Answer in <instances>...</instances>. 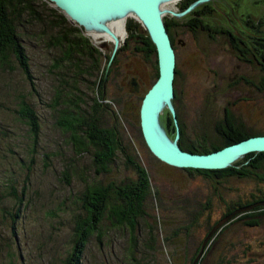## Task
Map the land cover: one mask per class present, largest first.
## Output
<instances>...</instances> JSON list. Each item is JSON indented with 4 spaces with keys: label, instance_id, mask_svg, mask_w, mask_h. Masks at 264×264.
I'll return each mask as SVG.
<instances>
[{
    "label": "rangeland",
    "instance_id": "obj_1",
    "mask_svg": "<svg viewBox=\"0 0 264 264\" xmlns=\"http://www.w3.org/2000/svg\"><path fill=\"white\" fill-rule=\"evenodd\" d=\"M177 5V1L168 3L164 10L171 11ZM258 5L264 18V0H258ZM46 7L54 8L52 4ZM239 7L240 13L252 9L250 0H239ZM40 10L45 11V8ZM164 17H169L168 12ZM124 21L135 20L129 16ZM22 28L36 92H30L20 70L15 68V62H11L15 70L0 67V264L10 261L15 264H63L71 239L69 220L76 212V206L71 204L74 195L81 193L90 183L123 184L135 174L120 153L108 165L107 173L96 174L89 157H78L67 145V137L55 127L54 116L47 106L52 96L50 61L57 58L58 53L42 46L40 26L25 24ZM140 30L145 32L141 24ZM83 33L102 50L104 65L105 55L110 56L114 49L113 37L96 39L95 33L86 34L85 30ZM125 35V38L118 37L116 60L105 85L106 101L103 104L108 107L105 106L102 122L106 127L116 126L126 152L134 153L132 144L137 147V159L145 163L151 176L147 199L150 218L141 220L133 234L125 229L108 230L102 238V245L96 239H90L83 264H189L199 247L184 246V235L188 234V231L182 232L186 215L175 210L176 197L188 190L192 177L197 179L207 175L167 166L147 150L139 129L138 110L141 98L155 81L157 59L156 55L147 59L134 52L132 47L124 48L126 30ZM179 35L188 46L177 50L176 95L171 103L184 132L183 141L221 146L223 139L216 126L225 125V109L231 110L235 128L246 133H264V91L257 88L263 76L260 67L239 68L237 58L226 49L222 40L210 42L200 38L195 45L188 33L181 31ZM103 43H107L108 50L101 47ZM131 78L137 80L138 92H131L128 85ZM94 81L95 77L82 87L89 96ZM21 95L30 99L41 123L34 152L31 151L33 141L27 126L16 117ZM166 110L164 107L159 115L161 122ZM235 163H244L243 157L232 165ZM65 173L66 179H70L69 184ZM253 173L264 177V166L248 174L242 185L245 191L254 186ZM11 186L18 193L26 187L21 206L11 194ZM16 210L18 217L13 224L10 214ZM150 234L156 242L155 252L147 250ZM237 234L245 236L248 242L253 240L247 251L252 253V259L244 258L239 246L219 244L210 252L215 253L213 259L211 255L205 257L206 264H264V220L256 232L248 228L245 234L240 230ZM182 255L185 256L181 258ZM174 260L178 261L175 263Z\"/></svg>",
    "mask_w": 264,
    "mask_h": 264
},
{
    "label": "trees",
    "instance_id": "obj_2",
    "mask_svg": "<svg viewBox=\"0 0 264 264\" xmlns=\"http://www.w3.org/2000/svg\"><path fill=\"white\" fill-rule=\"evenodd\" d=\"M188 1L182 0L179 4L185 3L188 7ZM47 4L50 3L44 0H0V67L9 70H15V68L20 70L24 82L30 88V92H36L30 59L24 45V29L22 27L25 24L27 26H40L39 34H41L42 46L58 53V57L50 61L51 79L53 80L52 96L47 103L54 116L55 127L67 137V145L75 151L78 157L82 155L89 157L96 174L107 173L108 165L115 160L117 153L124 156L125 162L133 169L135 174L134 178L123 184H116L115 182H109L105 185L102 182V184L90 183L81 193L74 195L71 204L76 206V212L69 220L71 239L63 264H83L90 239H96L97 243L102 245V238L108 230L125 229L133 234L141 220L146 221L150 218L147 213V199L150 195L151 176L145 163L137 159L136 154L139 152L135 144H132L133 154L126 152L116 126L106 127L103 125L102 114L105 111V106L108 107L107 104H103L106 101L103 98V80L110 56L105 55V64L102 65L101 57L103 54L84 35V29L78 25L75 26V23V25L71 24L62 12L56 8L46 7ZM40 8H45V11L40 10ZM163 22L167 33H169L172 27L170 19L163 17ZM125 30L127 38L123 45L124 48L132 47L134 52L143 54L147 59L152 55H156L154 44L147 32L140 30L139 23L128 21L125 24ZM234 48L238 49L239 46L236 45ZM260 58L259 67L263 76L257 88L264 91V41L261 43ZM115 60L114 57L108 71L107 81L112 73L111 66ZM12 61L15 62V68L11 65ZM176 75H178V71L175 68ZM94 77L95 81L92 82L93 87L89 96L82 90V87ZM157 77L158 68L156 66L155 81ZM175 95L174 90V97ZM139 111L140 107L138 120ZM15 112L16 117L22 120L28 128V133L33 141L31 151L34 152V147L41 132L39 116L30 99L26 100L22 95L19 98ZM175 116L179 129L177 145L188 153L209 154L249 137L264 136V133H246L235 128L231 110L225 109V125L216 126V129L221 133L224 131L225 134V128L231 129V131L233 129L235 136L224 139L220 135L223 139L221 146H209L201 141L191 142L188 145L187 142L183 141L184 132L176 113ZM161 117L163 122L159 120L160 125L163 126L166 135L173 140L176 133L173 117L168 110ZM243 160L244 163H235V165L223 170L187 169L185 171L202 173L207 176L240 174L242 169L243 174L252 173L261 169L264 163V153H250L245 155ZM64 177L66 179V173ZM66 181L68 184L70 183V179H66ZM25 191L26 187H23L21 192L18 193L11 186V194L17 200L19 206L24 202ZM1 201L2 197L0 195V204ZM10 217L14 224L18 217V210L10 214ZM157 222V226H159L158 219ZM144 223L150 230L152 229L149 223ZM155 244V239L150 234L147 250L155 252ZM248 245L242 243L238 246L241 247L244 258L252 259V253H247ZM215 246L208 247L209 254L207 257L211 255L212 259L214 258L215 253L210 252ZM223 246L227 245L224 244ZM199 249L189 259V264H206V256L199 258L194 263ZM184 253L186 252L184 251ZM184 256L182 255L181 258ZM176 261L178 260H174L175 263ZM8 264L15 263L10 261Z\"/></svg>",
    "mask_w": 264,
    "mask_h": 264
},
{
    "label": "flooded vegetation",
    "instance_id": "obj_3",
    "mask_svg": "<svg viewBox=\"0 0 264 264\" xmlns=\"http://www.w3.org/2000/svg\"><path fill=\"white\" fill-rule=\"evenodd\" d=\"M196 1L189 0L188 7ZM179 2L177 7L171 10L176 14L188 8L185 3L179 4ZM250 2L252 9L248 8L242 13H240L239 0H208L184 16L176 17L169 14L168 19L172 27L168 37L175 58L178 48L184 49L188 46V42L179 35L184 31L190 35L195 45L200 38L210 42L222 40L227 46L226 49L237 58L239 68L259 67L261 43L264 41V18L258 0L257 4L255 0ZM236 45L239 46L238 49L234 48ZM244 79L247 83L246 78L243 77L242 80ZM225 129L226 134L224 131V133L220 132L224 139L235 136L233 129L232 131ZM243 173L242 169L240 174L206 176L197 179L192 177L190 180L192 185L183 195L176 197L175 210L186 215L183 218L186 219V224L182 232L188 231V234L184 235L186 241L184 246L194 245L199 248L204 246L201 257H207L210 246L252 244L253 240L248 242L245 236L237 233L240 230L245 234L248 228L256 232L264 220V204H262L264 177L253 173L251 179L254 186L249 191H245L242 186L243 181L251 172Z\"/></svg>",
    "mask_w": 264,
    "mask_h": 264
},
{
    "label": "water",
    "instance_id": "obj_4",
    "mask_svg": "<svg viewBox=\"0 0 264 264\" xmlns=\"http://www.w3.org/2000/svg\"><path fill=\"white\" fill-rule=\"evenodd\" d=\"M53 5L64 16L76 25L83 27L86 34L106 31L107 21L131 16L141 24L149 35L156 49L158 77L155 83L144 95L140 111V132L144 144L150 154L159 162L178 169L187 170H223L236 160L250 153H264V136H253L238 143L229 145L209 154H195L183 151L178 145L179 129L175 111L172 106L174 99L175 58L174 49L166 31L163 17L168 12L173 16H184L196 6L208 0H197L180 14L163 10L161 5L173 0H44ZM181 1V0H174ZM110 34V33H109ZM111 35V34H110ZM96 36V35H94ZM113 37V35H111ZM93 37V36H92ZM114 49L106 65L103 80V98L108 71L118 48L117 39L113 37ZM101 47L108 50L107 43ZM102 51L101 49H99ZM132 92H138V83L132 78L129 81ZM105 102V101H104ZM166 107L173 117L175 137L170 140L159 123V115ZM264 204V202H262ZM261 205V204H258ZM204 246L200 248L194 263L201 257Z\"/></svg>",
    "mask_w": 264,
    "mask_h": 264
},
{
    "label": "bare ground",
    "instance_id": "obj_5",
    "mask_svg": "<svg viewBox=\"0 0 264 264\" xmlns=\"http://www.w3.org/2000/svg\"><path fill=\"white\" fill-rule=\"evenodd\" d=\"M175 3V1L173 0V1H170V2H167V3H164V4H162L161 5V8H163V10H164V7H165V5L166 4H168V3ZM129 16H126V17H124V18H119V19H117V20H114V21H107L106 22V26H107V28H108V31H109V33L111 34V35H113V37L114 38H116L117 39V43H119V38H125V22L126 21H124L126 18H128ZM113 30H114V32H113ZM102 33H107V35H102ZM108 32H106V31H101V32H97V33H95L94 35H96L95 36V38L96 39H101V38H104V39H106V38H109L110 39V34H109ZM92 34V33H91ZM94 37V36H93ZM112 37V36H111ZM119 37V38H118ZM115 41V40H114ZM174 58H175V52H174Z\"/></svg>",
    "mask_w": 264,
    "mask_h": 264
}]
</instances>
